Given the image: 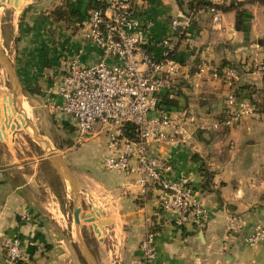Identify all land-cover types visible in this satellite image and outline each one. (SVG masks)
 I'll return each instance as SVG.
<instances>
[{"label":"crops","instance_id":"crops-1","mask_svg":"<svg viewBox=\"0 0 264 264\" xmlns=\"http://www.w3.org/2000/svg\"><path fill=\"white\" fill-rule=\"evenodd\" d=\"M26 1L16 0L14 13ZM193 1L196 4L202 0H136L135 6L141 24L138 31L141 48L159 58L160 41L173 39L174 57L182 66L175 83L180 94L177 97L179 109L168 113L177 117L176 131H167V140L161 145L149 144L147 154L167 160L172 166L171 178H189L195 198L206 211V220L201 227H178L175 224L178 213L160 210L159 192L155 188L141 192L135 175L106 171L101 164L107 137L103 130L95 127L84 144L73 152L77 154L78 170L97 186V192L104 193V199H109L106 203L114 215L109 217V211L101 208V204L91 203L99 214L93 222L98 231L92 228L94 237L107 248L106 258L95 253L99 258L97 264H111L112 257L117 255L118 240L110 229L112 225L122 228L120 245L123 257L129 262L139 257L140 241L148 230H153L156 232L154 264H264V242L255 246L245 242L257 224H264V120L259 116L246 117L231 129H211L222 116L228 93L220 80L211 77L212 70L220 69L223 62L236 68L238 80L234 88L237 93L245 95L243 87L249 86L255 92L252 98L258 100L259 92L264 91V73L255 71L251 64L254 55L261 60L264 57L261 47L256 48L264 36V4L258 0H236L248 2L246 9L252 17L246 40L244 34L234 28L233 11L216 16L206 9L194 10L193 21L187 29L190 36L179 37L171 21L189 14ZM64 2L32 0L22 12L14 51L15 77L20 88L22 115L31 124L25 105L34 109L35 118L43 116L35 112L36 107L44 108V116L53 113L49 103L56 101L54 80L65 70L68 60L78 57L82 63L90 64L98 59L95 47L82 39L81 22L70 27L48 19L50 11ZM88 3L89 0L69 1L81 14ZM228 3L229 0H225V5ZM201 66L205 71L196 77ZM0 71L5 76L1 68ZM7 86L13 104L8 82ZM8 96L7 89L0 86L3 136L0 139V234L15 236L21 241L24 261L20 264H72L73 256L65 249L66 239L61 236L63 229L50 212L54 209L48 207L50 182L44 180L47 176L54 184L57 178L62 181V176L66 175L50 156L23 150L25 131L14 105L16 117L7 109ZM161 114L156 110L150 118ZM57 115L73 127L67 117ZM6 120L10 123L5 124ZM69 159L62 156L66 165H70ZM202 167L210 174L209 178L202 175ZM98 210L104 212L106 218ZM234 216L241 218L242 225L229 232L228 221ZM104 220L111 222L99 227L98 222ZM0 264H10L1 238Z\"/></svg>","mask_w":264,"mask_h":264},{"label":"built area","instance_id":"built-area-1","mask_svg":"<svg viewBox=\"0 0 264 264\" xmlns=\"http://www.w3.org/2000/svg\"><path fill=\"white\" fill-rule=\"evenodd\" d=\"M136 0H94L102 6H94L82 22V39L95 47L98 59L90 64L78 57L71 58L66 68L54 80V98L49 103L53 113L63 115L72 122L75 143L89 138L95 127L107 137L102 165L106 171L133 174L141 192L149 187L158 192V206L162 211L178 213V227H201L206 220V211L195 198L191 181L187 177H170L172 166L159 156H149V144H163L167 131H176V115L162 113L150 118L157 110L163 92L171 91L181 72V64L173 57V39L160 41L161 55L155 58L141 48L138 31ZM206 10L220 15L215 7L225 0H202ZM194 10L177 16L171 21L172 28L182 36L193 21ZM252 67L264 73V62L257 56L251 59ZM205 71L201 66L195 76ZM211 77L220 80L227 88L225 109L220 120L211 129H231L242 118L259 116L264 120V94L260 106L255 107L248 98L241 97L234 86L238 80L236 69L212 70ZM126 124L135 128L133 139L123 135ZM240 217L228 221L227 231L240 228ZM6 260L10 264L24 261L21 241L18 237L3 236ZM156 232L148 230L139 247L143 264H154ZM246 244L255 246L264 242V224H257L245 238Z\"/></svg>","mask_w":264,"mask_h":264},{"label":"rangeland","instance_id":"rangeland-1","mask_svg":"<svg viewBox=\"0 0 264 264\" xmlns=\"http://www.w3.org/2000/svg\"><path fill=\"white\" fill-rule=\"evenodd\" d=\"M32 0H27L23 7L16 13H14V4L15 0H2L1 3V10H0V51L4 56L3 63H6L16 76V70H15V49H16V43L18 42V35L20 31V24L21 19L23 18L22 12L24 11V8L28 6V4ZM202 2V1H200ZM225 5V4H224ZM223 6V5H220ZM212 13V12H211ZM252 18V17H251ZM20 21V22H19ZM251 20L248 22L249 30L248 34L245 37L248 39L249 32H250V24ZM245 36V34H244ZM258 47H261L262 52H264V36L259 39ZM3 47V48H1ZM258 49V50H259ZM257 56V55H254ZM258 57V56H257ZM262 61H264V57ZM1 61H0V68H1ZM256 71V70H255ZM16 79V78H15ZM0 86L7 89L9 96L8 99L11 98L10 91L7 86L6 77L3 75V73L0 71ZM20 90V88H19ZM7 109L11 112V114L15 116L14 110H13V104L10 99V104L6 103ZM26 109L28 110L27 116H29L33 128L35 129V132L32 134L34 135L29 138V134L27 130L25 131V141L22 140L23 150L26 152H33L38 153L40 155L50 156L52 161H55V159L52 158L53 155H58L62 158V156H66L69 159V164L66 165L67 169L69 171V175L66 177H63L62 175V181H60L58 178L56 181L51 184L52 180L51 178H47V176H44V180L50 182L51 187V194H50V203L49 208H52L50 211L51 214L54 215L57 219V222L59 225H61L62 230V237L66 239V247L65 249L69 251V253L73 256V263L72 264H89V262L84 258V256L81 254L77 244L75 243L74 237H73V227L77 226L79 228L80 235L82 236L83 240L85 241V244L91 253L92 256H94L95 261L98 262L99 258L95 256V253L101 257L102 259L106 258L107 248H104L100 245V242L97 241L96 237H94V233L92 231V234L90 235L87 232L88 226L92 229L91 225L83 223V213L88 212L90 209H93L92 204H101V208H105L109 211V217L112 216V209L109 206L108 198H103L104 193L97 192V186L90 182V180L84 176L82 170H78L75 157L76 153L73 151L77 150V148L81 147L84 142L78 144L74 141V128L71 127V125L68 123V121H63L56 113H49V116H44L42 110L44 108H38L36 107L35 112L37 111L42 118H35L34 116V109L30 108L28 104L25 105ZM28 106V107H27ZM27 132V133H26ZM37 144V145H36ZM63 149H66L65 151ZM101 163V162H100ZM102 166V164H101ZM74 191L77 192V198L81 204V211L79 214L81 223L80 225H77L73 219V202L75 200V194ZM91 193V194H90ZM88 195V196H87ZM97 197H99L101 200H98ZM54 202V203H53ZM109 225V224H108ZM114 231V236L118 240V250L117 255L112 257L111 264H143V260L141 258V252L140 247L138 245V253L139 257L137 259H134L132 262H129L125 257H123L122 253V228L120 227L118 229V225H112V228H110ZM104 238V237H103ZM105 239V238H104ZM121 242V243H120ZM78 256V259L76 258ZM80 258V260H79ZM82 261V262H81ZM21 262H18L20 264Z\"/></svg>","mask_w":264,"mask_h":264},{"label":"trees","instance_id":"trees-1","mask_svg":"<svg viewBox=\"0 0 264 264\" xmlns=\"http://www.w3.org/2000/svg\"><path fill=\"white\" fill-rule=\"evenodd\" d=\"M69 1L70 0H65L63 5L51 10L47 16L48 19L53 23H63L67 26L74 27V24L76 22L79 21L82 23L86 19L88 10H90L94 6L104 7V5H102L100 3H94V0H89V3L86 7V10H84L83 13L81 14V11L73 8L71 6V4H69ZM258 1L261 4H264V0H258ZM249 3H251V2H249ZM247 4H248V2H239L236 0H229L228 4L215 7L216 10L223 12V13L233 11L235 13L234 28L236 31L242 32L243 34H245V37L248 34V30H249L248 22L251 18L249 11L246 9ZM206 7H208L207 4H204V2H200V1L196 2V4L193 1L190 4V9H193V10H195V9H206ZM177 34H178V32H177ZM178 36L181 37L182 35L178 34ZM170 56L175 58L174 57V51L171 52ZM226 67H231V68L236 69L234 65L225 64L223 62L222 67L220 69H218V71L220 72L223 68H226ZM243 89L246 90V93H248V94L246 95V93H245V95H246L245 96V95H243V93L242 94L239 93V94H241L240 96L248 98L255 107L260 106L264 91L259 92L258 100H254L252 98V94L255 92L252 89H250L249 86H245V87H243ZM176 91L177 90H176V85H175V86H173L171 91L163 92L159 98L157 110H159L162 113H166V114H168L171 111H177L179 109L177 97H179L180 94L178 93L179 91H177V93H176ZM123 135L129 139H133L134 135H135L134 126L131 124H126L124 126V129H123ZM200 171H201L203 176H207V178L210 177V174H208V172H206L205 169H203V167L200 169Z\"/></svg>","mask_w":264,"mask_h":264},{"label":"water","instance_id":"water-1","mask_svg":"<svg viewBox=\"0 0 264 264\" xmlns=\"http://www.w3.org/2000/svg\"><path fill=\"white\" fill-rule=\"evenodd\" d=\"M0 54H2L1 51H0ZM2 63H3V61H2ZM4 69L8 71V73L10 74V76L12 77V80H13V77H15V75H14L13 72H11V68L6 63H4L3 65H1V70H4ZM12 84L16 88L14 81H12ZM13 94H14V97L17 100V102L20 103V97H19V93H18L17 89H14ZM8 103L10 104V99H8ZM0 113H1V107H0ZM26 122H27V124L25 126V129L28 130L29 129V123H28V121H26ZM4 123L5 124H9L10 121H7L6 120V121H4ZM10 127H11V129L13 128V126H11V125H10ZM1 138H3V136H2L1 128H0V139ZM52 158L55 159V162L63 169L64 174L66 176H68L69 175V171L67 169V166L63 162L62 158L60 156H58V155H53ZM74 194H75V200L73 202V208H74L73 219H74V221H75V223L77 225H80V217H79V214H80V211H81V204H80V202H79V200L77 198V192L76 191H74ZM95 211L96 210L93 208V209H90V212L88 211V212H84L83 213V217H84L83 221H84V223H93V222L97 221L99 214H97ZM99 213H100V215L103 218H106V215H105L104 212L99 211ZM110 222H111L110 220L99 221L98 222V226L102 228L103 225H108V224H110ZM92 228L98 233V231L96 230V225L95 224H92ZM87 232L90 235L92 234V229H91L90 226H88ZM103 234L106 235L105 230H103ZM108 234H110V232H108Z\"/></svg>","mask_w":264,"mask_h":264},{"label":"bare ground","instance_id":"bare-ground-1","mask_svg":"<svg viewBox=\"0 0 264 264\" xmlns=\"http://www.w3.org/2000/svg\"><path fill=\"white\" fill-rule=\"evenodd\" d=\"M15 2H16V0H15ZM19 2H20V1H19ZM1 3H2V0H0V10H1ZM17 3H18V2H17ZM15 4H16V3H15ZM19 5H20V3H19ZM16 7H17V6H16ZM20 7H21V6H20ZM20 7H19V8H20ZM16 9H18V7H17ZM0 46H1V45H0ZM1 48H2V47H1ZM3 58H4V56H3V55H0V61H1V62L4 60ZM3 64H4V63H1V65H3ZM3 72H4V74H5L6 78H7V82H8V84H9V87H10V90H11V93H12L13 105H14V109H15L17 115H18L19 122H20V124L22 125L24 131H26V130H25V126H26V124H27L26 121H28V120L22 115V112H21V94H20V91H19V88H18V85H17L16 79H15V77H13V80H12V77L10 76V74L8 73L7 70L4 69ZM11 72H12V70H11ZM12 81L15 82V86H16V88L13 86ZM14 89H17V91H18V93H19L20 103H18L17 100H16L15 97H14V94H13ZM28 123H29V129L27 130V132H28V134H29L28 136H29V137H32V136L34 135V134H32V133L35 132V129L33 128V125H32L29 121H28ZM27 132H26V133H27ZM32 138L35 139V138H36L35 135H34V137H32ZM54 163L58 166V164H57L55 161H54ZM73 228H74V229H73V233H74L75 242H76V244H77V246H78V248H79L81 254H82V255L84 256V258L89 262V264H97L96 261H95V259H94V257H93V256L91 255V253L89 252V250H88V248H87V246H86V244H85V242H84L82 236L80 235L79 228H78L77 226H74Z\"/></svg>","mask_w":264,"mask_h":264}]
</instances>
